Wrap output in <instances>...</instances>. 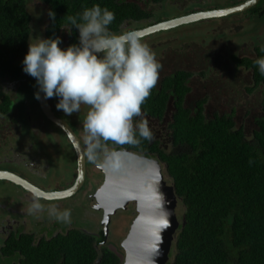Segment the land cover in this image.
<instances>
[{
	"label": "flooded vegetation",
	"instance_id": "flooded-vegetation-1",
	"mask_svg": "<svg viewBox=\"0 0 264 264\" xmlns=\"http://www.w3.org/2000/svg\"><path fill=\"white\" fill-rule=\"evenodd\" d=\"M38 1L39 3L35 4L36 10L39 6L45 9V15L44 13L41 15L42 19L40 14L35 15L31 14L29 9L28 11L35 22L38 21L36 18H39L40 27L45 31V38H48L46 30L50 26V10L42 0ZM247 1L139 0L136 2L149 13V17L139 22L125 23L114 33L136 31L196 13L224 11ZM25 2L29 8L31 4H28V0ZM223 2L231 3V5L222 8L215 5L209 6V4ZM193 4L200 6L197 10L186 11V8ZM201 21V23H209L217 27L218 33L224 35L220 41L214 40L215 42L213 41L209 48L203 42H197L200 36L190 35L188 28L183 26L141 37L155 54L156 59L161 62L159 78L154 87L156 92L162 90V84L166 78L175 76L177 73L187 75V81L184 84L186 92L181 102L178 101L179 97L176 94L169 96L165 113L161 117L151 115L145 111L144 107H141L142 117L134 118V122H138L141 118L148 121L153 133L151 144L157 143L159 149L167 153L172 150L171 125L179 105L192 112H201L208 120L232 119L237 130H241L248 139L260 131L259 123L264 121V76L259 73L258 67L254 64L256 59L264 57V0H258L246 11ZM63 31H66L67 38L60 47L67 48L72 45L74 37L67 26H60L58 36L55 37H61ZM39 35L43 37L42 34ZM162 39L168 43L179 39L183 42L180 46H174V52L161 57L162 47H164ZM217 46L220 51H217ZM168 56L171 57L172 62L169 67L164 68L162 62ZM20 76L19 79H12L8 75L0 76V174H11L20 178L35 190L53 193L65 191L74 185L78 176L77 152L74 143L66 130L43 113L39 100L34 95L37 92L34 78L25 74L23 70ZM22 89H29L30 95L25 96L21 93ZM235 97L238 102L235 101ZM47 102L54 116L70 128L83 150L86 164L84 183L80 190L68 199L47 201L38 198L21 185L0 178V185L7 187V191L4 189L0 191V264L18 263L17 255L9 257L5 253L12 238L29 234L39 243L42 239H50L71 229H77L92 236L95 238L98 250L113 251L122 262L124 258L122 243L138 216L136 203L131 202L126 208L117 210L110 216L106 215L95 198L97 191L104 184L105 175L102 167L88 161L82 144V124L88 106L82 105L79 113L68 116L57 110V98L47 99ZM169 104L171 114L168 112ZM153 112L155 111L151 113ZM106 147L109 151H129L124 146L111 144L109 141L106 142ZM151 154L153 157L149 154L139 155L157 159L156 153ZM158 162L167 184L171 185L166 164L159 160ZM59 167L66 171L60 180L57 173L54 174ZM73 169L72 179H68L69 171ZM50 171L54 174L50 179L51 182L47 186H42V178ZM79 193L80 195L76 196ZM33 198L38 199L45 208V211L38 215L28 214ZM53 205L61 211L71 210L70 224L58 223L48 215L47 209ZM77 216L81 220L80 226H76ZM178 220L182 222V218L178 217ZM174 249L173 244L167 264L175 262Z\"/></svg>",
	"mask_w": 264,
	"mask_h": 264
},
{
	"label": "trees",
	"instance_id": "trees-1",
	"mask_svg": "<svg viewBox=\"0 0 264 264\" xmlns=\"http://www.w3.org/2000/svg\"><path fill=\"white\" fill-rule=\"evenodd\" d=\"M42 1L55 14L49 16L47 37L58 36L60 26H67L74 37L71 44L78 43V30L71 29L67 17L94 4L115 13L109 26L112 32L149 17L139 0ZM31 24L25 0H0L1 77H21ZM186 78L184 73L166 78L162 90L153 88L141 107L161 117L169 96L176 94L179 102L183 100ZM173 118L170 153L147 140L138 146H120L152 157L156 153L167 166L186 221L178 232L174 264H264V121L248 139L232 119L208 120L180 105ZM11 241L5 253L17 255V264H122L114 252L98 250L95 238L77 229L39 243L29 234Z\"/></svg>",
	"mask_w": 264,
	"mask_h": 264
},
{
	"label": "clouds",
	"instance_id": "clouds-1",
	"mask_svg": "<svg viewBox=\"0 0 264 264\" xmlns=\"http://www.w3.org/2000/svg\"><path fill=\"white\" fill-rule=\"evenodd\" d=\"M54 13L49 16L54 18ZM78 30V43L61 48L60 37H33L22 70L35 79L36 99L57 98V110L70 116L88 106L83 120L82 144L89 162L112 171L122 167V151H109L106 142L138 146L153 133L142 117L141 106L156 86L161 64L135 30L114 33L115 13L94 4L67 17ZM69 31V30H68ZM71 31V30H70ZM264 76V57L254 61ZM44 205L33 198L28 214L38 215ZM48 215L58 223H71V210L54 205Z\"/></svg>",
	"mask_w": 264,
	"mask_h": 264
},
{
	"label": "water",
	"instance_id": "water-1",
	"mask_svg": "<svg viewBox=\"0 0 264 264\" xmlns=\"http://www.w3.org/2000/svg\"><path fill=\"white\" fill-rule=\"evenodd\" d=\"M257 1L248 0L241 5L224 11L217 10L196 13L136 31L140 37H144L155 32L175 29L199 20L243 12L250 9ZM38 100L43 113L66 130L72 138L77 152V179L71 188L53 193L44 192L40 189H32L24 180L16 178L11 174H0V178L21 185L38 196V198L47 201L68 199L75 195L83 186L86 173L84 153L70 128L54 116L47 99L43 97L42 93L41 98ZM168 107H171V105L169 104ZM119 151L123 152L122 167L117 171L101 168L105 175V181L97 191L95 198L99 207L105 211L107 216H110L117 210L126 208L127 204L131 202L136 203L138 216L132 224L128 236L122 243L124 251L122 263L167 264L173 244L176 248L180 226L182 230L186 224L184 216L180 223L176 215V208L181 199L176 196L173 184H167L158 160L150 159L127 150Z\"/></svg>",
	"mask_w": 264,
	"mask_h": 264
},
{
	"label": "rangeland",
	"instance_id": "rangeland-1",
	"mask_svg": "<svg viewBox=\"0 0 264 264\" xmlns=\"http://www.w3.org/2000/svg\"><path fill=\"white\" fill-rule=\"evenodd\" d=\"M38 3H39L38 0H28V4H31V6H29L28 9H29V11H30L31 14L32 13L35 14V15L36 14H40V19H42L41 15L43 13L45 15V9H43V7L39 6V9L36 10L35 4H38ZM214 5H215V7L222 8V7L231 5V3L226 4L225 2H223V3H213V4H209V6H214ZM199 6L200 5H194V4L193 5H189L186 8V11L197 10L199 8ZM36 19L38 20L37 22H35L32 19V24H31V30L32 31H31V36H30L29 42H34L33 37H36L39 34H42V36H43L42 38H45V31H44L43 28L40 27L41 21L39 20V18H36ZM201 22L202 21L200 20V21H196V22L189 23V24H187V26H183V27H187L188 28L187 31H189V34L190 35L197 34L198 36L201 37L197 42H203L204 44H206V46H208L207 48H209V47H211L210 44L214 40L220 41L224 37V35H222L221 33H218L217 27H215V26H213V25H211L209 23H201ZM39 36H41V35H39ZM60 38L62 40L61 45H63L64 42H65V40H66V38H67L66 31H63V33H62V35H61ZM161 41H162V45H164V47H162L163 48V51L161 52V57H165L167 55V53H169V52H174L175 51L174 46H180V44L183 42V40H181V39L177 40L176 42H171V43H168L165 39H162ZM219 46H220V44H219ZM202 49L204 51L206 50L204 48H202ZM217 49H216L217 51H220V48H218V46H217ZM153 51H155V50H153ZM158 62L161 64L160 61H158ZM171 62H172V59H171L170 56H168L166 58V60L164 62H162L163 65H164V68L169 67L170 64H171ZM34 81H35V79H34ZM21 93L25 94V96H29L30 95V90L29 89H22ZM235 101L238 102L237 97H235ZM169 108H171V107H169ZM169 113L171 114V112H169ZM62 161H65V160L62 159ZM63 170H64L63 168L59 167L58 170H56V172L54 173V174L57 173V175L59 177L58 180L62 179V177H64V174H66V171H63ZM51 172L52 171H50V173L47 174V176H45V177L42 178V186L43 185L44 186H47V185H49V182H51L50 179L54 175V174H51ZM73 173H74V169L69 171V174L70 175H69V178L68 179H72ZM50 174H51V176H50ZM49 176H50V178H49ZM2 189H4L5 191H7V187H3V185H0V191ZM79 195H80V193L77 194L76 196H79ZM176 215H177V217L182 218V215H183V207L180 205V203L177 206ZM76 223H77L76 226H78V225L80 226L81 225V220H80V217L79 216H77V218H76Z\"/></svg>",
	"mask_w": 264,
	"mask_h": 264
}]
</instances>
